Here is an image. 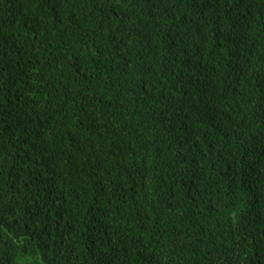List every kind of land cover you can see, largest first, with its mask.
Wrapping results in <instances>:
<instances>
[{"label": "trees", "instance_id": "trees-1", "mask_svg": "<svg viewBox=\"0 0 264 264\" xmlns=\"http://www.w3.org/2000/svg\"><path fill=\"white\" fill-rule=\"evenodd\" d=\"M0 264H264V0H0Z\"/></svg>", "mask_w": 264, "mask_h": 264}]
</instances>
